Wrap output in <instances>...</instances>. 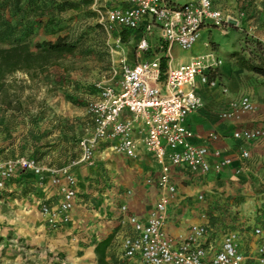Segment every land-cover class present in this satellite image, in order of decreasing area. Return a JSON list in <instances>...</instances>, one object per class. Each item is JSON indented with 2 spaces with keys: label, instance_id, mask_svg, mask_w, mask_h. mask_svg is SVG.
<instances>
[{
  "label": "built area",
  "instance_id": "1",
  "mask_svg": "<svg viewBox=\"0 0 264 264\" xmlns=\"http://www.w3.org/2000/svg\"><path fill=\"white\" fill-rule=\"evenodd\" d=\"M97 21L106 29L130 31L134 39L135 58L119 60L114 79L96 84L97 92L89 102L88 115L81 126L78 155L71 161L91 165L99 145L104 149L139 160L142 149L152 153L159 164L156 185L158 199L148 218L142 220L118 206L120 224L127 227L120 239L125 264H239L238 236L224 232L219 241L211 239L207 223L192 224L184 236H171L165 231L167 209L175 193L170 166L183 165L190 171H219L231 162L219 149L193 142L194 133L186 116L203 103L199 87L216 85L215 72L222 60L209 50L194 54L187 62H173L174 46L182 51L192 49L206 26L227 28L240 25V17L213 6L212 0H87ZM225 30L223 29V32ZM224 90V89H223ZM256 104L248 94L230 99L220 115L253 112ZM264 135L261 128H237L232 136L250 142ZM249 157L247 149L239 158ZM70 166V165H69ZM54 168L30 155H17L0 160V190L18 172L42 177L49 174L54 183L59 176L60 200L56 204L39 201V211L51 227L67 222L76 197V177L70 167ZM150 178L147 182H150ZM201 198V196H199ZM258 239L255 260L264 264V226L252 229Z\"/></svg>",
  "mask_w": 264,
  "mask_h": 264
},
{
  "label": "rangeland",
  "instance_id": "2",
  "mask_svg": "<svg viewBox=\"0 0 264 264\" xmlns=\"http://www.w3.org/2000/svg\"><path fill=\"white\" fill-rule=\"evenodd\" d=\"M242 3L240 9H245L251 19V27L240 24L235 28H212L203 32L194 45L195 50L201 52L204 50L203 40L209 42L207 48L222 60L218 69L225 67L224 76L238 89L236 93L241 92L239 88H252L261 84L259 79H264L260 73L239 67L231 55L238 52L249 58L251 63L264 68V52L254 43L259 41L264 47V37L259 36L254 27L259 13L264 27V0H243ZM55 19V32L36 27L32 34L25 36L31 48L35 49L37 41L67 35L78 41V49L42 70L28 73L17 70L3 80L0 89V160L25 154L56 169L70 165L71 171V161L79 152L82 119L88 115L89 102L97 92L96 84L110 82L116 77L114 70H118L122 56L126 59L129 56L134 39L128 37L126 42H122L120 34L116 35L117 29L106 30L97 21L90 4H83L78 10L57 13ZM1 45L6 46L7 42ZM177 52L178 47L174 46L173 53ZM215 76L221 80L220 74ZM223 89L227 90V84ZM245 92L248 93L247 90ZM201 108L202 105L198 110ZM221 111L217 113L219 118H222ZM96 160L88 166H95ZM249 160L250 157L239 161L244 166ZM19 173L22 174L20 177L14 176L10 185L0 190V264H79L74 256L78 254L76 249L80 245L70 242L71 228L66 225L71 221V215L67 222L51 227L39 211L40 200L52 205L60 200L59 185L64 182V177L59 176L57 184L52 182L49 174L40 177L30 172ZM257 175L259 179L252 184V190L255 194L262 192V202L256 206L252 193L224 197L209 208L208 226L212 210L221 214L227 207L228 214L220 224L221 230H242L240 235L249 243L252 226L257 222L264 224V155L260 156ZM48 178L58 189L55 194L44 198L40 193L44 180ZM148 178L150 182H147ZM145 182L156 183V178L146 177ZM217 217L219 219L220 216ZM245 248L249 250V246ZM87 262L85 264H89ZM245 264L256 263L245 258Z\"/></svg>",
  "mask_w": 264,
  "mask_h": 264
},
{
  "label": "crops",
  "instance_id": "3",
  "mask_svg": "<svg viewBox=\"0 0 264 264\" xmlns=\"http://www.w3.org/2000/svg\"><path fill=\"white\" fill-rule=\"evenodd\" d=\"M185 1L187 0H173L177 4H182ZM242 2L243 0H212L213 6L224 12H229L234 16H237L239 12L242 13L240 24L249 28L251 19L245 9H240ZM256 22L257 24L254 26L257 29L256 33L264 37L260 13ZM212 28L216 27H204L201 34L209 32ZM133 49L134 44L132 50L129 51L128 61L135 58ZM171 53L173 62H187L199 52L193 47L189 51L178 49L177 53H173L172 49ZM225 70L224 67L215 72V75H221V80L215 76V86L199 87L203 99L202 108L190 112L186 116L185 122L194 133V143L206 144L209 148L219 149L223 155L231 158V162L217 172L210 169L204 173L190 171L183 165L170 166V177L175 186V193L168 204L164 228L171 236H184L190 225L207 223L209 208L215 206L216 202L224 200V197L226 199L230 196L252 193L254 194L253 198H256V206L262 202V192L255 194L252 184H255V181L259 179L257 169L260 166V156L264 155V135L257 140L244 142L234 139L232 133L237 128H261L264 130V79H259L261 84L252 88H239L241 92L236 93L238 89L236 90L231 80L224 76L226 75ZM226 84L227 90L224 91L223 86ZM246 90L248 93L245 92ZM240 94H248L255 102L256 109L253 112H237L231 117L219 118L217 113L224 109L230 99L238 97ZM84 120L82 119L83 122ZM81 126L80 131L82 132ZM242 148L248 150L250 157V162L247 165L244 163V166L239 161L245 160L239 158V151ZM96 154L95 166L90 167L83 163L71 166V171L77 180L76 197L74 208L70 210L71 221L66 225L71 228L69 230L70 242L77 243L76 246L80 245L76 249L78 254L75 253L74 256V260L79 264L88 263L87 261L89 264H96L93 247L111 232H114V236L107 252L114 258L122 260L120 239L127 227L120 224L118 206L125 203L129 212L144 220L148 218L159 196L156 183L145 182L146 177L155 179L159 173V164L152 153L142 149V156L137 160L112 153L104 149L101 144L98 146ZM21 175L18 172L14 176L20 177ZM12 178L7 181L5 188L10 185ZM57 189L58 186L48 178L44 180L40 194L43 197H48L55 194ZM212 211V215L222 216V213L219 214L216 210ZM257 225L264 226L263 223L257 222L251 230ZM117 227L118 229L115 230L114 228ZM209 230V237L215 242L220 240L224 232H235L238 236V252L243 257L239 264H245V258H250L254 263L260 264L255 260L258 239L252 232L249 243H246L240 235L242 230H221V226L215 225L209 227ZM248 246L249 250L246 251L245 247L248 248Z\"/></svg>",
  "mask_w": 264,
  "mask_h": 264
},
{
  "label": "trees",
  "instance_id": "4",
  "mask_svg": "<svg viewBox=\"0 0 264 264\" xmlns=\"http://www.w3.org/2000/svg\"><path fill=\"white\" fill-rule=\"evenodd\" d=\"M83 4L88 5L90 2L87 0H0V89L3 80L13 72L21 70L28 73L42 70L78 49V41L70 39L67 35H57L53 40L37 41L34 44L35 49L31 48L25 36L32 34L36 27H43L49 33L55 32L53 26L57 22L55 19L57 13L78 10ZM17 32L24 37L17 36ZM129 36V30L120 32L122 42H126ZM4 41L7 42L6 46L1 45ZM254 43L264 52V47L259 41ZM231 55L235 57L239 67L264 75V68L251 63L249 58L238 52H232ZM227 214L226 207L219 219L215 215L209 216V227L214 225L219 227L224 223ZM113 236L114 232H111L94 245L96 264H125V260L116 259L107 252Z\"/></svg>",
  "mask_w": 264,
  "mask_h": 264
}]
</instances>
